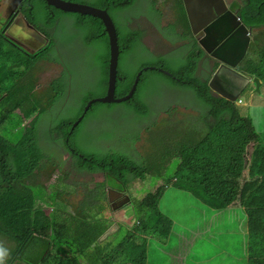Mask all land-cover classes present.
I'll return each mask as SVG.
<instances>
[{"label":"trees","instance_id":"obj_1","mask_svg":"<svg viewBox=\"0 0 264 264\" xmlns=\"http://www.w3.org/2000/svg\"><path fill=\"white\" fill-rule=\"evenodd\" d=\"M162 1L163 4L167 2L148 0L156 16L159 15L158 9ZM135 2L137 0H101L95 7L120 11L131 8ZM243 3V11L254 17L242 13L244 23L248 27L261 30L255 35L254 41L257 44L260 40V47L250 53L249 57L247 55L248 59L236 71L251 79L259 78L264 85V0H244ZM56 11L78 18L80 28L92 31L88 32L94 37L92 43L103 37L108 42V34L100 20ZM183 12L180 8V17L176 23L184 24L188 32L190 27L185 23L187 18L185 19ZM184 15L186 16L185 12ZM87 20L99 27L89 26ZM152 31L140 30L124 43L120 37L122 53L126 52L127 55L136 48L140 52L142 33H147L151 39L159 36L158 32ZM187 32L184 31V35ZM8 34L14 36V33H0V236L8 240V247L0 242L5 251L3 264H88L94 256L98 258V264H147L146 248L141 240L128 237L105 249H99V245L113 231L109 224L111 217H100L101 211H110L112 215L120 211L119 192L112 191L108 182L128 185L144 181L149 176L156 180L159 187L143 202L150 204L138 208V215L141 217L138 230L140 234L149 228L153 229V234H156L154 236L161 241L171 236L176 223L162 214L159 202L164 191L174 187L214 212L226 211L239 203L248 220V263L264 264V137L258 133L253 118L241 114L238 101L225 99L210 88L212 75L219 68L217 63L208 79L199 80L202 73L198 69L200 61L208 57L199 46L194 51L191 50L186 64L176 73L169 71L171 76L161 71L165 69L161 64L153 65L156 69L148 68L142 74L135 97L121 103L133 115L134 123L147 118L151 108L143 100V90L147 74L154 71L165 76L173 86L192 92L206 109V130L183 129L173 136L164 135V140L156 147L164 148L159 149L155 158L147 162L150 165L144 168L137 166L131 158L133 145L139 136L135 140L124 141L123 147H119L114 140L124 138L122 126L115 130L114 139V128H110L107 140L102 138L103 134L95 139L96 142L103 143V146H97L102 153L82 155L78 146L77 130L90 116L110 115L119 104L95 103L85 114V106L96 99L94 92L87 91L81 96L80 107L75 116L68 109H65V113L58 110L60 105H65L68 81L60 78L53 83L49 92L37 94L35 78L33 74L23 71L20 53L16 50L15 43L6 37ZM187 50L180 48L176 52ZM103 59V64L106 65L102 81L105 96L109 81V52L108 57ZM145 67L148 65H144L140 71ZM136 76L137 73L132 77L119 72L116 98L130 94ZM175 109L177 108H173ZM82 116L84 118L79 125L73 127ZM45 117L52 118L51 126L40 125ZM25 120H31L29 125L24 124ZM46 123L49 121L46 120ZM128 126L130 136L133 131ZM55 133L59 134V138H55ZM42 139L47 145L61 141L63 146L55 148L57 154H69L71 159L77 161L76 167L80 173L101 175L104 177V184L91 187L89 184L80 183L75 188V196L70 195L68 186V190L63 191L66 185L60 181L54 184L51 178L58 170H62L64 175H67V171L50 158L54 153L49 146L48 150H44ZM104 141H110L109 145L106 146L107 142ZM251 148L253 150L250 154ZM174 162L178 163L174 165ZM162 169H174V175L169 178L161 177ZM44 173L50 180L42 181ZM65 183H68L66 178ZM99 187L109 196V200L104 199L105 204L103 201L99 202L102 196ZM79 189V195L83 196L81 201L75 199ZM89 196H96L97 206L100 208L93 214L86 209V205L77 206ZM51 198L55 200L52 201ZM71 207L78 209L73 212ZM136 249L140 251L135 255L133 252Z\"/></svg>","mask_w":264,"mask_h":264},{"label":"rangeland","instance_id":"obj_2","mask_svg":"<svg viewBox=\"0 0 264 264\" xmlns=\"http://www.w3.org/2000/svg\"><path fill=\"white\" fill-rule=\"evenodd\" d=\"M119 1L124 2L125 0ZM192 1H189V3ZM70 2L94 5L91 0H71ZM178 2L179 7L185 12L182 1L178 0ZM162 6H165L164 9L169 11L171 16L174 15L175 9L172 4L168 3V0ZM196 9H199V6ZM184 12L183 16L185 17ZM51 16L56 21L49 23ZM32 17L39 25H47L50 30H53V33H49V37H53L55 43L49 49L44 48L40 52L34 49L27 51L16 49L22 59L23 71L33 74L38 92L42 90L49 92L55 81L60 78L66 79L68 85L66 87L65 106L71 112V115L75 116L84 92H94L95 98L104 97L105 88L102 86V81L106 65L103 64V58L108 57V52L110 55V41L107 42L103 37L92 43L94 37H92V34H88L89 29L78 26V18L66 16L57 11L36 8ZM112 18L120 32L122 43L127 42L134 33L140 32V30L146 32H153L152 30H154V32H158L165 37H171L175 32L173 27L162 28L158 22H156V27L152 28L149 22L156 18V12L146 4L137 5L135 2L129 9L113 12ZM130 21L133 22V25H129ZM256 33L254 32V35ZM22 34L26 35L27 33ZM15 37L19 38L20 35ZM89 39L90 41H88ZM257 42V44L252 43L250 51L248 50V57L250 53H254L255 50L259 49L260 40ZM159 44L164 46L165 50L159 46L157 47L158 44L154 41L155 48L152 49L151 55L147 56H141L139 48L133 49L127 55H125L126 52L122 53L119 72L134 77L144 65L155 67L153 65L161 64L165 67V71L176 73L186 64L187 56L191 52L190 49L176 52L173 49L169 50L168 45H163L161 41H159ZM40 45L41 43L34 44L32 48ZM248 57L246 58L248 59ZM56 65L61 67L53 68ZM211 72L212 69L208 66L203 67V69L199 67V73H201L199 80L208 79ZM143 92V100L151 108V113L147 118L134 123L133 115L128 113L122 104L116 105L110 115L90 116L77 130L80 153L85 156L102 153L97 149L98 145L95 139L103 134L102 138L107 140V136L110 135V128H114L112 137L114 139L116 137L115 130L122 126L124 138H115L114 140L118 142L119 147H123L124 141L135 140L139 136V139L133 145L131 158L137 166L147 168L150 165L147 162L155 158L159 149L164 148V146L159 149L156 148L164 140V135L167 137L173 136L183 129H203L202 131H204L208 127V125H205L208 124V121L204 120L208 116L206 115V109L192 95L193 93L173 86L160 73L153 71L147 74ZM239 99L241 104L238 107L241 114L253 118L258 133L264 137V85L258 82L249 84L238 93L237 101ZM175 107L177 109L173 110ZM30 121L25 120L24 124L29 125ZM128 125H130V130L133 131L130 136ZM41 145L44 150H48L49 146L53 153L56 152L51 143L47 145L44 139L41 140ZM126 147L129 148L130 146ZM114 150L119 151L115 148ZM252 150L253 148L249 150L250 154ZM51 157L59 165H62L63 170L67 171V175H64L62 170H58L57 174L51 179H53L54 184L60 181V183L66 185L63 187V191H67L69 188L70 195L75 196V188L80 183L89 184L91 187L104 184V177L101 175L80 173L76 167L77 161L71 159L69 154L60 156L56 152ZM177 163L174 162V165ZM156 171H158L157 168ZM172 175H174V169H162L160 173L161 177L166 176L169 178ZM65 178L68 183H65ZM48 180L50 179L44 173L42 181ZM108 186L111 187L112 191H118L119 197L127 202L125 207L116 214L112 215L110 211H101L100 217L106 215L111 217L109 224L111 225L110 229L113 231L100 243L99 249L115 246L124 238L130 237L141 240L142 244L145 245L147 264H249L248 220L246 212L242 211L243 209L239 203L234 204L232 208L226 211L214 212L202 206L189 194L171 187L164 191L159 202V210L165 217L174 220L176 225L171 236L165 241H161L154 236L156 234H153V229L147 228L141 234L138 231L141 221L138 208L150 204V202L147 204H143V202L159 187L156 180L149 176L144 181H136L128 185L109 181ZM101 189L99 187V190ZM80 193L81 189L78 190V196L75 198L79 201L83 199L81 198L83 196L79 195ZM101 193L102 196L99 202L103 201L105 204L104 199L109 200V196L103 193L102 190ZM51 200L54 201L55 198H51ZM97 204L96 196H89L77 206L83 207L86 205V209L93 214L96 210H100ZM48 209L52 211L51 208ZM77 209L71 207L73 212ZM7 241L0 236V242L3 245L7 246ZM139 251L140 249H136L133 253L136 255ZM0 253L5 254L1 246ZM98 263L96 256L88 262V264Z\"/></svg>","mask_w":264,"mask_h":264},{"label":"water","instance_id":"obj_3","mask_svg":"<svg viewBox=\"0 0 264 264\" xmlns=\"http://www.w3.org/2000/svg\"><path fill=\"white\" fill-rule=\"evenodd\" d=\"M185 7L188 3V0H183ZM200 1V0H198ZM45 2L62 12L65 13H73L79 14L83 16H90L95 19L100 20L104 26L106 33L108 34L109 41H110V67H109V81H108V88L107 94L104 97L96 98L88 102L85 106L84 113L86 114L89 109L95 103H124L126 101L132 100L135 97V93L139 82L141 80V76L144 71L148 69L145 67L142 71H140L135 80V85L130 92L129 95L116 98L115 91H116V84H118L119 80V66H120V58L122 55L121 43H120V34L118 29H116L115 23L111 16L108 14L107 11L97 9L95 7L87 6V5H80L74 2H68L65 0H45ZM201 4H209L211 8H209V13L206 15H202V18L198 17L196 19V25L199 31H195V23L194 19L189 13V19L191 27L195 34L199 32H203L205 34L204 38L199 41L200 46L206 52V55H209L211 58L217 60L222 66L216 72L210 87L221 97L228 99L230 101H235L236 96L238 95L241 88H243L244 83L241 81L240 78H243L246 82H250L251 79L247 78L239 73L236 72L237 68L241 64V62L247 56V51L252 42V33L249 32L245 23H242L241 18L236 16L227 5H225L223 0H201ZM221 9H220V8ZM204 12V8H202ZM226 11V13H225ZM197 13V12H195ZM214 13L216 16H220L219 18H214V22L208 24L205 22L206 19H209L211 15ZM225 13L223 16H221ZM19 18V17H18ZM240 18V19H239ZM224 19L225 32H216L215 28L218 25V20ZM25 29V28H24ZM27 30V29H26ZM215 33L216 36H210V34ZM204 39V42H203ZM150 69H155V67H149ZM165 74L171 75L170 72L161 69ZM226 75L228 80V85L230 90L227 91L221 84L220 75ZM254 82H258L261 84V80L259 78L253 79ZM84 116H82L73 127L79 125V123L83 120Z\"/></svg>","mask_w":264,"mask_h":264},{"label":"flooded vegetation","instance_id":"obj_4","mask_svg":"<svg viewBox=\"0 0 264 264\" xmlns=\"http://www.w3.org/2000/svg\"><path fill=\"white\" fill-rule=\"evenodd\" d=\"M3 0H0V3ZM225 5H227V7L229 8V10H231L233 13H235L238 17L241 18L242 20V13L247 14L248 16L254 18L251 14L243 11L245 4L243 3L244 0H223ZM94 5H92V7H95L96 5H99L101 3V0H95ZM201 0L198 2L197 0H193L191 3H189V8H190V12L192 13V15L195 14V9L197 6H203L204 8V12L200 13V15H204V13L206 15H208L209 13V8H211L209 6V4H201ZM90 6V5H89ZM36 8L41 9H50L52 11H56L54 8H52L51 6H49L44 0H20L18 5H16L14 7V12L17 11V13L14 15L12 14L11 17L9 18V20H7L4 24V22L2 23L3 28L0 29V33H14V36H11L10 34H8L6 37H8L9 39H11L14 43H15V48L20 50V51H27V50H35V51H41L44 48H49L52 47L53 43H55V39L53 37H49V33H53V30H50L47 25H39L34 17H31L29 19H27V13H33L35 11ZM134 8V7H133ZM220 8V7H219ZM129 9V8H128ZM221 9V8H220ZM126 10V9H125ZM104 11H107L108 14L111 16L112 18V13L116 12L118 10L116 9H104ZM226 13V11H225ZM225 13H223L221 16H223ZM19 16H21L20 18H18ZM220 16H217V18H219ZM214 18H216V16L214 15V13L211 15V17H209V19H206L205 22L210 24L212 22H214ZM113 19V18H112ZM49 20H51L49 23H52L56 21V19L51 16L49 18ZM114 21V20H113ZM86 23L95 28V27H99L98 25H96V23L91 22V21H86ZM129 25H133V22L130 21ZM116 26V24H115ZM224 26H225V21L224 19H220L218 20V25L215 28L216 32H225L224 30ZM195 31H197V27H196V23H195ZM25 28V29H24ZM27 29V30H26ZM116 29H118V27H116ZM249 32H260L261 30L257 27L252 28V27H248ZM119 31V30H118ZM90 32H92L90 30ZM181 32H177L176 37L172 40L169 41L167 43L169 50L173 49V50H177L180 48H187V49H195L197 46H199V37L194 36L192 34V31L190 30V34L187 35V37H185ZM22 33H27L26 35L22 34ZM120 33V32H119ZM142 39H141V51H140V55L141 56H147V55H151V51L149 50V46L146 45V39L148 37L147 33H142ZM17 35H20V37H15ZM210 36H216L215 33L210 34ZM5 39V35L3 36ZM204 42V39H203ZM41 43L40 46H37L36 48H32V45L34 44H38ZM161 47V49L164 50L163 46H159ZM121 49H122V45H121ZM61 67L60 65H56L53 68H58ZM57 77V76H55ZM59 78V77H58ZM96 142V141H95ZM98 146H103L102 142H96ZM110 143V141H108L106 143V146H108Z\"/></svg>","mask_w":264,"mask_h":264},{"label":"clouds","instance_id":"obj_5","mask_svg":"<svg viewBox=\"0 0 264 264\" xmlns=\"http://www.w3.org/2000/svg\"><path fill=\"white\" fill-rule=\"evenodd\" d=\"M45 1V0H44ZM66 1V0H65ZM92 2H93V0H91ZM182 1V6H183V8H184V10H185V14H186V16H185V19L187 18V20L185 21V23L187 24V25H189V27H190V30L192 31V34L194 35V36H197V37H199V41L202 39V38H204V36H205V34L203 33V32H199V33H197V34H195L194 33V31H193V29H192V27H191V24H190V19H189V13H191L190 12V8H189V1H191V0H188V3L186 4V7H185V4H184V1L183 0H181ZM68 2H70V1H68ZM168 3L169 4H172V6H173V8L175 9V7H174V4L175 3H178L176 0H168ZM179 4V3H178ZM80 5H83V4H80ZM87 6H89V5H87ZM92 7V6H91ZM95 8H97V7H95ZM202 8H203V6H200L199 7V9H195V12H197V13H195L194 15H192V13H191V15H192V17H193V19H194V23H196V19L198 18V17H200V18H202V15H200V13H201V11H203L202 10ZM55 9V8H54ZM97 9H99V8H97ZM57 10V9H56ZM100 10H102V9H100ZM201 10V11H200ZM67 14H71V13H67ZM235 14V13H234ZM236 15V14H235ZM237 16V15H236ZM173 17H174V23H175V27H177V29H175V32H174V34H173V36H171V37H165V38H162V37H157V38H155V39H151L150 37H149V35H148V37H147V39H146V45H148L149 46V50L150 51H152V49L153 48H155V45H154V41H156V43L158 44L157 45V47L158 46H160V44H159V41H161L162 42V44L163 45H166L169 41H172L175 37H176V35H177V32H181V31H183L182 33H183V35H184V31L186 32L187 31V29H186V26L184 25V24H181V23H179L178 25H177V19L179 20V17H180V8H179V10H174V15H173ZM240 19V18H239ZM243 20V19H242ZM152 22V21H151ZM151 22H149V25L150 26H152V24H151ZM242 23H244V21L242 22ZM104 25V24H103ZM195 26V25H194ZM247 26V25H246ZM105 27V26H104ZM196 27H197V25H196ZM247 28H248V26H247ZM189 30V31H190ZM187 32V35H189L190 34V32ZM197 31H199V29H198V27H197ZM252 33V42H254L255 40H256V37H255V35L257 34H255L254 35V32H251ZM120 34V33H119ZM187 35H184L185 37H187ZM253 35H254V37H253ZM252 42H251V44H252ZM162 46V45H161ZM164 47V46H163ZM199 47L202 49V47L200 46V44H199ZM251 47V46H250ZM250 47H249V50H250ZM165 50V49H164ZM190 50H192V51H194L195 49H193V48H191ZM203 50V49H202ZM169 51V50H168ZM204 51V50H203ZM205 52V51H204ZM249 52V51H248ZM206 53V52H205ZM247 55H248V53H247ZM247 57V56H246ZM246 57H245V59H246ZM121 59V58H120ZM244 59V60H245ZM243 60V61H244ZM209 61H213L215 64L217 63L218 65H219V68L222 66V64L221 63H219L217 60H215V59H213V58H211L209 55H208V57H206V58H203L201 61H200V66L199 67H201V69H203V67H205V66H208V62ZM240 66V65H239ZM149 68V67H148ZM219 68H217L216 69V71L213 73V75H212V77L214 78V76H215V74H216V72L219 70ZM150 69V68H149ZM156 69V68H155ZM199 69V68H198ZM238 69V68H237ZM164 70V69H163ZM162 71V70H161ZM163 72V71H162ZM237 72V71H236ZM164 73V72H163ZM238 73V72H237ZM240 74V73H239ZM172 75V74H171ZM171 75H169V76H171ZM244 76V75H243ZM142 77V76H141ZM245 77H247V76H245ZM213 78H212V80H213ZM247 78H250V77H247ZM220 79L222 80V78H221V75H220ZM251 79V78H250ZM253 79L254 78H252L251 79V81L250 82H252V83H254V81H253ZM212 80L209 82V85L211 84V82H212ZM140 83V82H139ZM222 84V86L226 89L227 88V84H228V80H227V83H225V82H223V83H221ZM262 84V83H261ZM211 88V87H210ZM212 89V88H211ZM243 88H241V90H242ZM37 90H38V88H37ZM35 91L37 94H44V91L42 90L41 92H38V91ZM240 90V91H241ZM212 91L215 93V94H217L213 89H212ZM239 91V92H240ZM218 95V94H217ZM237 98H238V95L236 96V100L235 101H233V102H236L237 101ZM241 104V100L239 99L238 100V102H237V105H240ZM65 109H66V106L65 105H60L59 106V108H58V110H61V111H63L64 113H65ZM46 120H48L49 121V123L47 124L46 123ZM77 122V121H76ZM75 122V123H76ZM40 125H42V126H45V127H47V126H51L52 125V118H50V117H48V118H44V120H43V122H42V124H40ZM55 138H59V134H57V133H55ZM51 145H52V147H53V149H54V151H56L55 150V148L56 147H58V146H63V143L61 142V141H58V142H52L51 143ZM54 154H56V152H54ZM70 157V156H69ZM126 202L127 201H124L122 198H120V200H119V202H118V207H119V209L121 210L122 208H124L125 207V204H126ZM127 210V209H126ZM3 261H4V255H3V253H0V264H3Z\"/></svg>","mask_w":264,"mask_h":264},{"label":"crops","instance_id":"obj_6","mask_svg":"<svg viewBox=\"0 0 264 264\" xmlns=\"http://www.w3.org/2000/svg\"><path fill=\"white\" fill-rule=\"evenodd\" d=\"M20 0H3L1 3H0V28L2 29L3 26H2V23L9 20V18L11 17L12 14H16L17 11L14 12V7L16 5H18ZM143 4H146L148 5V7H150V5L148 4V0H137V5H143ZM163 4V1L161 2L160 6H159V9H158V13L159 15L156 16V18L154 20H152L151 24H152V27H156V22H158L159 26L162 27V28H170V27H173L175 29H177V27H175V23H174V17L170 15V12L167 11L165 8V6H162ZM174 7H175V10H179V4L178 3H175L174 4ZM201 11V10H200ZM34 13V12H33ZM33 13H27V19L31 18ZM21 16H19L20 18ZM187 35V33L185 34ZM158 37H162V38H165V36H162L159 34ZM208 67L210 69H213V67L215 66V63L213 61H209L208 62ZM221 83L225 82L227 83V78H226V75H223L221 74ZM241 79V81L244 83V87H247L249 84H252V82H246L243 78L241 77H238ZM227 91L230 90L229 88V85L227 84V88H226Z\"/></svg>","mask_w":264,"mask_h":264}]
</instances>
